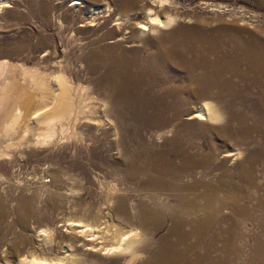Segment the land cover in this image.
<instances>
[{
	"label": "bare ground",
	"instance_id": "obj_1",
	"mask_svg": "<svg viewBox=\"0 0 264 264\" xmlns=\"http://www.w3.org/2000/svg\"><path fill=\"white\" fill-rule=\"evenodd\" d=\"M162 2L151 0V6H142L126 18L118 17L115 24L123 30V36L106 46V35L101 36V49L84 57L86 73L102 75L99 79L92 77L90 82L92 94L99 101L88 106L90 123L100 127L117 122L120 127L128 120L152 129L154 140L163 138L157 151L146 148L144 162L136 160L132 163L135 168L129 166L134 173L146 174L139 188L146 200L133 203L136 222L125 224L119 218L109 222L106 212L86 216L88 219L75 217L77 222L68 224L72 239L59 243L56 255L43 256V252L42 256H33L32 252V256L24 254L17 264H242L240 258L246 250L238 248L242 242L251 247L247 263L264 264V120L252 121L225 106V97L234 90L254 93L264 100V41L233 39L186 24L179 18L182 15L162 8ZM132 4L126 1L120 7L125 10ZM106 8L110 11L111 7ZM128 25L136 26L135 37L132 35L136 32L129 31ZM168 27L173 30L163 33ZM146 35H150L149 45L141 44ZM12 65L8 60L0 61V114L10 97L9 89L13 82L16 84ZM21 69L24 81L20 84L39 86V95L45 96L48 78ZM59 82L63 83L62 79ZM62 86L61 92L54 91L58 94L54 93L52 101L57 104L51 113L58 115L54 114L49 123L54 124V117H58L63 132L68 123L62 118L75 113L77 123L88 114H84L85 103L81 107L78 102L76 110L68 104L73 101L69 98L71 91L65 83ZM191 101L199 103L184 111L191 121L178 127L175 119L183 113L180 107ZM109 105H114L115 111ZM46 113L42 115L37 109L32 118L43 120ZM97 114L106 118L100 119ZM74 130L77 132L72 135L79 143L86 140L78 126ZM216 140L231 148L221 151L223 146ZM3 177L0 171V179ZM3 201L0 193V218L13 213L26 225L27 217L33 214L30 200L20 194L11 214ZM111 211L120 219L128 217L122 201ZM162 228L166 233L153 238V233ZM49 233L46 229L38 238Z\"/></svg>",
	"mask_w": 264,
	"mask_h": 264
},
{
	"label": "rangeland",
	"instance_id": "obj_2",
	"mask_svg": "<svg viewBox=\"0 0 264 264\" xmlns=\"http://www.w3.org/2000/svg\"><path fill=\"white\" fill-rule=\"evenodd\" d=\"M126 1H133V4L123 10L120 5ZM161 1L162 6L164 5L162 8L169 7L171 12L182 15L179 18L186 24L212 30L233 39L264 41V0ZM74 2L75 0H0V61L8 60L14 64L12 80L16 83L13 82V87L9 89L10 97L0 114V171L4 176L0 179V193L9 214L17 205L20 194L30 200L33 213L27 217L26 225L21 224L18 216L13 213L11 216L0 218V264H17L24 254L32 256L34 253L33 256H36L40 253L38 256H42L44 252L43 256L56 255L60 250L59 243L72 239L70 236L73 234L68 230V224L77 222L76 218L82 216L91 218L96 214L102 216L106 212L111 219L109 222H117L118 218L125 224L136 222L133 203L138 199L146 200L139 190L146 174L134 173L129 166L135 168L132 163L136 160L144 162L143 156L147 149L149 152L157 151L163 144V138L154 140L152 129L142 128L128 120L123 121L120 127L117 122L96 127L90 123L91 115L87 113L88 106L98 105L99 102L96 95L92 94L90 82L93 81L92 77L99 79L102 75L86 73L84 57L90 51L101 49L98 48L101 36L106 35L103 41L105 46L122 37L123 30L115 24L117 18H126L129 14L139 11L142 6H151V0ZM107 5L111 7L110 11L107 10ZM127 27L131 32L137 31L136 26ZM172 30L173 27H168L163 33ZM137 33L132 36L135 37ZM149 38L150 35L142 37L143 42L140 43L149 45ZM124 45L132 44L125 42ZM108 61L110 58L106 59L105 64ZM22 67L49 79V85L45 87L48 96L39 95V86L32 89L29 82L20 84L24 81ZM59 78L63 83L59 82ZM64 83L71 91L70 100H73L68 101V104L76 110L80 103L81 107L85 103L83 110L85 115L88 114V118H80L77 123L74 122L75 113L62 118V122L68 123L63 125L62 132L58 117H54L55 123L52 125L49 119L54 114L58 115V112L51 113L57 104V101H52V97L56 91L61 92L60 90L64 89ZM181 84L183 83L173 85ZM28 96H31L29 101ZM81 98L83 101H80ZM225 98L228 100L225 101L226 107H232L252 121L264 120V100L258 95L234 90ZM195 104L199 103L186 102L180 107L183 113L175 119L178 127L191 121L187 119L189 114L184 111L195 107ZM109 106L112 112L115 111L114 105ZM37 109L42 115L46 111V118H32V113ZM49 113L51 114L47 115ZM96 117L106 118L100 117L99 114ZM74 124L80 132L86 134V140L83 142L79 143L72 135L77 132L74 130ZM216 142L222 144L221 151L231 148L220 140ZM72 190H75V194ZM121 201L126 206L128 220L124 216L120 219L117 213L111 211L114 206H119ZM46 229H49L50 236L38 238V234H44ZM165 230L162 228L155 231L153 238L163 235ZM243 244L242 242L238 245L239 249L246 248L240 259L242 264H248V252L251 247Z\"/></svg>",
	"mask_w": 264,
	"mask_h": 264
}]
</instances>
